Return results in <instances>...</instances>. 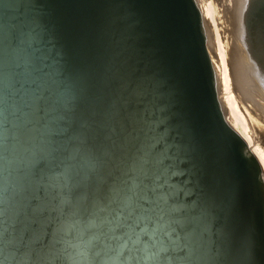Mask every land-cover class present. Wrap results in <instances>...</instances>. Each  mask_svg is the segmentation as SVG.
Instances as JSON below:
<instances>
[{"label": "bare ground", "instance_id": "1", "mask_svg": "<svg viewBox=\"0 0 264 264\" xmlns=\"http://www.w3.org/2000/svg\"><path fill=\"white\" fill-rule=\"evenodd\" d=\"M216 1L0 0V264H264V0L230 50Z\"/></svg>", "mask_w": 264, "mask_h": 264}, {"label": "rangeland", "instance_id": "2", "mask_svg": "<svg viewBox=\"0 0 264 264\" xmlns=\"http://www.w3.org/2000/svg\"><path fill=\"white\" fill-rule=\"evenodd\" d=\"M217 2V8H219V12L217 13V17H219V18H217V19H212L210 16L208 17L207 16V20H209V22L211 23V27L212 28H214V25H215V27L217 28V29H219V33H220V36H221V39H222V41L224 42V41H226L227 43H228V50H230V47L232 46V44L234 43V38H235V36H234V34H233V24H232V20H230V18H229V14H227L226 12V2H225V0H217L216 1ZM238 3H236V4H234L235 5V7H237L238 5H237ZM237 9V8H236ZM211 18V19H210ZM121 56L123 55H125V54H120ZM130 55V54H129ZM129 55L127 56V57H123V59L124 58H129ZM229 57V53H227V58ZM121 59V58H120ZM215 59H217V57H215ZM125 60V59H124ZM123 60V61H124ZM123 61H121L120 60V64L119 65H121V63L123 62ZM126 61H128V59H126ZM124 65H126V63L124 64L123 63V67H124ZM137 66V65H136ZM127 68H124L122 71H119L118 69H116V71L115 72H111V73H117V77H118V80H126V81H128V83L126 84V86L127 85H130L131 86V90H132V92L133 91H135L136 92V94L138 95V100H137V104H138V102H143V104L142 105H148V99H146V97L145 96H143L142 94H138V93H140V88L135 84V83H137V74L135 73L133 76H131L130 77V75L129 74H127V70H126ZM129 69V68H128ZM118 71H119V73H118ZM125 71H126V73H125ZM128 75V76H127ZM132 77H134V78H132ZM124 78V79H123ZM130 78V79H129ZM136 79V80H135ZM129 80H131L130 81V83H129ZM133 82H135L134 83V86H133ZM132 84V85H131ZM112 85V84H111ZM108 86V87H107ZM112 86H114V84L112 85ZM112 86H110V87H112ZM104 87H106L107 89H109V84H105V86ZM129 87V86H128ZM134 87V88H133ZM136 87H138L139 88V90H138V88H136ZM127 88V87H126ZM122 90H120V91H123V92H118V96H119V100H121L122 99V102H123V98H122V96L125 94L126 96L131 92V91H127V89H129V88H127L126 90H125V88L123 89V87L121 88ZM102 90V92H106V93H108L107 91H104L103 90V88L101 89ZM137 91H139V92H137ZM107 96V95H106ZM141 96V98H139ZM219 97L221 98V100H223V102H224V97H223V94H222V92H219ZM121 98V99H120ZM143 98V99H142ZM146 102H145V101ZM237 104H238V107H239V110L242 112V114H243V116L245 117V119H246V121L248 122V119L250 118V117H253L255 120H258V121H260V122H262V119L264 118V108L262 107V105H260V103H259V105H257V103L256 102H252V103H242V101H241V103H240V100H237ZM145 105L143 106V107H138V108H141V110H143V109H145ZM225 107H226V105H225ZM227 107H228V105H227ZM124 109L125 110H127L128 111V109L126 108V105H124V107H123V112H124ZM172 111L173 112H175V110H173L172 109ZM176 113H177V116L179 117L180 115H178L179 113L177 112V110H176ZM226 115V117L227 118H229L230 117V112H228V113H226L225 114ZM163 116V115H162ZM180 118V117H179ZM181 119V118H180ZM263 123V122H262ZM168 128H170V125L169 126H167ZM69 136H70V134H69ZM58 137V136H57ZM57 137H55V138H57ZM247 143V144H246ZM245 148L246 147H249L250 148V150H254V146L256 145V144H254V141H253V138H252V142H249V141H245ZM260 148H261V150H263V154H264V146H260ZM246 150H248V149H246ZM258 158V157H257ZM68 160V159H67ZM259 164H261V169H260V175L262 174V177L264 178V166H263V164L261 163V161H259ZM43 178H41V180H42ZM42 181H44V180H42Z\"/></svg>", "mask_w": 264, "mask_h": 264}, {"label": "snow or ice", "instance_id": "3", "mask_svg": "<svg viewBox=\"0 0 264 264\" xmlns=\"http://www.w3.org/2000/svg\"><path fill=\"white\" fill-rule=\"evenodd\" d=\"M62 223H63L62 221H57L54 231H59ZM54 239H55V237H54ZM54 250H55V244L54 243H52L51 245L45 244L44 246H42L39 249V251L41 254H47L48 258H46V259H35V260L32 259L31 257L22 258L21 264H45V262L50 259V253H52Z\"/></svg>", "mask_w": 264, "mask_h": 264}]
</instances>
